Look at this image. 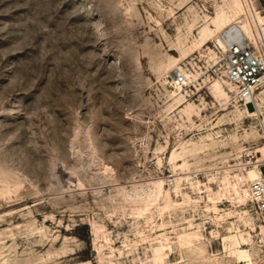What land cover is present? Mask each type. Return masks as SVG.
Here are the masks:
<instances>
[{
    "label": "rangeland",
    "instance_id": "1",
    "mask_svg": "<svg viewBox=\"0 0 264 264\" xmlns=\"http://www.w3.org/2000/svg\"><path fill=\"white\" fill-rule=\"evenodd\" d=\"M218 10L0 0V264H264L226 170L259 123L218 78L225 30L196 45Z\"/></svg>",
    "mask_w": 264,
    "mask_h": 264
},
{
    "label": "built area",
    "instance_id": "2",
    "mask_svg": "<svg viewBox=\"0 0 264 264\" xmlns=\"http://www.w3.org/2000/svg\"><path fill=\"white\" fill-rule=\"evenodd\" d=\"M259 15L262 20L258 19ZM241 22L247 23L249 33L240 28ZM221 38L224 44L218 48V78L236 103L252 108V117L259 123L260 138L264 142V12L255 9L248 0L246 12ZM250 168L259 172L256 180L246 179ZM226 170L238 190L246 192L245 205L257 226H264V154L260 147L238 146ZM257 236L264 246V236L258 233Z\"/></svg>",
    "mask_w": 264,
    "mask_h": 264
},
{
    "label": "bare ground",
    "instance_id": "3",
    "mask_svg": "<svg viewBox=\"0 0 264 264\" xmlns=\"http://www.w3.org/2000/svg\"><path fill=\"white\" fill-rule=\"evenodd\" d=\"M234 7H235V11L233 10L234 12L233 13L231 12V14H229V13L223 11V10H218L216 12L215 17L212 19V23L214 24L213 25L214 26V29L213 30L212 29H209L206 26L207 25L206 24L200 30V33H199L200 34V37L198 38L199 40L197 39L198 41L196 43L197 46H203L208 41V38L210 36H213V33L215 31L225 30V32H226V31H228L232 27V25L234 23H236L238 21V20L235 21V19H233V17H235V14H237L238 11H241V12L244 11L243 2L241 0H234ZM247 7L248 6H246V10H247ZM228 10H229V8H228ZM258 19L259 20H262V16L259 15L258 16ZM240 28L243 31H245L246 33H249V26L247 25L246 22H244V23L241 22ZM220 38H221V36H220ZM220 38H217V40L220 43V46L222 47L223 44H224V42H223L222 38L221 39ZM193 44H195V43H193ZM171 76H172L173 83L178 88H180L181 85L186 84L187 81H188V75L185 72H183L182 69L179 66H175L172 69ZM211 87H212V89L214 91V94L217 97H225V92H224V90H223L222 85H221L220 82H218V81L213 82L211 84ZM262 101H264V100H262ZM248 107L249 106L245 107V110H246V112L248 113L249 116H252L253 114L251 113V110ZM260 151H261L262 154H264V145H262ZM258 177H259V172L256 169L250 168V169L247 170V172H246V179L247 180L253 181V180H256ZM240 191H241L242 195L244 196V198L246 199V192L244 190L243 191L240 190ZM257 229H258V235L260 234V235L264 236V226L259 225V226H257Z\"/></svg>",
    "mask_w": 264,
    "mask_h": 264
},
{
    "label": "crops",
    "instance_id": "4",
    "mask_svg": "<svg viewBox=\"0 0 264 264\" xmlns=\"http://www.w3.org/2000/svg\"><path fill=\"white\" fill-rule=\"evenodd\" d=\"M252 5L255 9L264 12V0H251Z\"/></svg>",
    "mask_w": 264,
    "mask_h": 264
}]
</instances>
